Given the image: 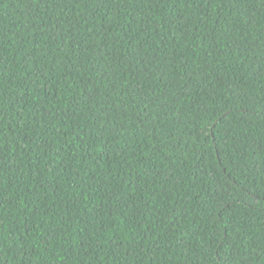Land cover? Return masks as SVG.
<instances>
[{
  "label": "trees",
  "instance_id": "16d2710c",
  "mask_svg": "<svg viewBox=\"0 0 264 264\" xmlns=\"http://www.w3.org/2000/svg\"><path fill=\"white\" fill-rule=\"evenodd\" d=\"M0 264H264V0H0Z\"/></svg>",
  "mask_w": 264,
  "mask_h": 264
}]
</instances>
